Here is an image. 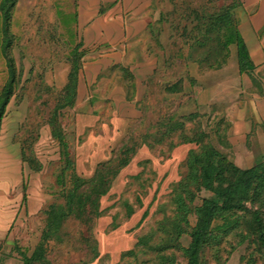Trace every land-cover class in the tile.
<instances>
[{"label": "rangeland", "instance_id": "374dc122", "mask_svg": "<svg viewBox=\"0 0 264 264\" xmlns=\"http://www.w3.org/2000/svg\"><path fill=\"white\" fill-rule=\"evenodd\" d=\"M14 1L6 34L0 11V93L9 79L8 58L15 75L0 127V264H186L183 251L190 239L181 232L182 217L173 203V189L186 172L181 140L198 135L240 169L264 162V93L254 88L244 92L249 90L245 75L240 93L235 46H227L224 38L227 17L236 23L232 12L237 3L98 0V12L90 22L128 23L141 17L149 27L140 36L105 29L118 34V44L113 47L114 42L105 38L94 48L85 45L78 27L79 0ZM135 10L140 16L135 17ZM5 39L10 42L6 50ZM136 51L157 59L156 75L140 102V121L118 142L116 138L124 134L110 133L108 143H103L105 136L103 142L88 141L90 134L75 131L76 110L69 106L72 96L65 90L69 73L75 66L81 69L115 53L133 61ZM223 60L220 67H213ZM262 76L255 78L263 87ZM207 88L213 94L203 95ZM239 111L243 126H236L239 131L229 146L228 126L231 118L240 121ZM108 116L105 111L103 119ZM101 122L89 132L98 134ZM99 146L106 147L100 159ZM125 148L136 151L138 157L127 154V159L132 158L129 166L112 181L108 194L95 200L97 214L90 203L92 196L83 213L76 208L68 213L67 195L75 188L76 178L86 180L105 160L111 161L107 167L116 169ZM66 161L70 169L65 168ZM87 189L80 185L78 195L90 196ZM190 189L194 191L193 186ZM195 195L190 209L211 196L205 191ZM51 208L61 209L64 216L48 231ZM245 209L252 207L245 204ZM242 213L212 223L214 239L202 249L199 264H264V246L246 236ZM186 219L189 230L196 216L190 213Z\"/></svg>", "mask_w": 264, "mask_h": 264}, {"label": "trees", "instance_id": "16d2710c", "mask_svg": "<svg viewBox=\"0 0 264 264\" xmlns=\"http://www.w3.org/2000/svg\"><path fill=\"white\" fill-rule=\"evenodd\" d=\"M14 0H2L0 3V11L3 21V33H7V26L10 19L9 10L14 5ZM115 3V2H114ZM225 31L226 45H235L236 56L238 62L239 72H251L254 67L248 59V54L245 45L239 37L236 23L227 17L223 25ZM10 42L8 39L4 41V49H8ZM224 60L219 64H214V68L220 67L224 64ZM7 68L9 72V79L0 93V127L4 116L6 105L8 104L13 91L14 84V66L12 59L8 58ZM78 67H73L68 75V83L65 90L69 91L72 96V102L69 106H74L77 96ZM169 92V88L166 89ZM170 91L174 92L173 87ZM60 138V143L65 146L64 138ZM221 141V140H220ZM179 144H194L196 149L189 150L185 160L186 172L181 177L180 181L176 183L173 189V203L176 210L182 217V224L184 227L181 232L188 234L190 242L183 254L187 260L186 264H199V256L202 249L207 246L211 240L214 239L211 234L212 223L217 219H224L225 216H235L237 211H243L241 220L246 228V236L252 237L253 241L264 246V162L256 163L249 169H240L228 161L226 156L218 151L211 143H202L201 137L184 138ZM134 152L131 149L125 148L119 153V156L125 155L123 159H118L120 165L114 169L107 167L111 161L101 162L94 170V173L89 179H81L77 177V184L71 193L67 195V212L73 214L75 208L83 213L84 207L89 202V197H93L91 201L93 213L97 214V204L95 200L108 194L112 181L118 176L123 168L128 166L133 157ZM127 154L130 157L127 159ZM133 155V156H131ZM65 168L70 169L71 163L66 161ZM80 185L88 186L87 195H78L77 191ZM194 187V191L190 187ZM201 191L209 192L210 197L203 198L201 204L190 209L189 204L195 200L196 193ZM185 198L188 204L185 203ZM245 204H250L252 209H245ZM129 212V217L132 213ZM194 213L196 216V223L194 227L187 230L188 221L187 215ZM64 213L61 209L57 211L51 208L47 213V230L62 219ZM144 213L141 221L145 218ZM177 238L180 237L178 234ZM140 240L136 245L140 244ZM98 253L96 252V257ZM33 259L37 260L35 256ZM29 262V260H27Z\"/></svg>", "mask_w": 264, "mask_h": 264}, {"label": "crops", "instance_id": "0c3cea01", "mask_svg": "<svg viewBox=\"0 0 264 264\" xmlns=\"http://www.w3.org/2000/svg\"><path fill=\"white\" fill-rule=\"evenodd\" d=\"M106 1L108 3H114L116 0ZM232 1L237 3V9L235 8L236 10L232 12L236 17L237 31L240 39L246 47L248 59L254 67L251 72L240 73L236 56L237 69L240 74L239 77L241 76V79L238 78L237 82H241L242 84V90L240 93H243V75H245L249 84V90L244 89V92H251V88H254V91L258 92V94H263L264 85L263 87L262 85L260 86L255 76L259 73L264 74V0ZM78 5L80 14L78 27L82 31L83 41L85 45L93 46L94 48L103 44L105 38L106 40L111 39L114 42L113 47H116L118 44V34L114 35L111 32H105V29H124L129 31L128 35L140 36L149 27L146 20L144 18L141 19V17L135 18L134 21H129L128 23H122L119 21L104 23L102 19L100 21L96 20L95 22H90L89 20L93 18L92 15L98 12V0H79ZM116 13L117 12L115 11L114 14ZM134 15L135 17L140 16L139 10H135ZM136 55L137 56L133 61H128L127 56L124 55V57L120 53L102 56L96 61L84 65L83 68L81 67L79 70L76 103L72 107L76 110L74 115V125L77 133L81 135L84 134V136L90 134V137L88 136V141L94 142L95 140H102L101 142H103V137L105 136V142L103 143H108L109 141H107L106 138L110 133L115 134V136L119 133L124 134L116 138V141L118 142L122 137L126 136L125 132L131 127V125L140 121L142 117L140 112L141 109L139 108L140 102L143 100L149 80L156 75L157 59L148 55H142L139 51H136ZM113 65H115V68L111 69V66ZM106 71L109 73L106 74ZM223 73L225 74V71H223ZM260 80L264 82V77L262 76V79L260 78ZM253 84H257L256 88ZM101 85L102 87L106 86L104 87L106 88L104 89V92L100 91ZM246 87L247 85L245 88ZM231 88L232 86L229 90ZM233 88L235 87L233 86ZM211 89L215 90L214 87ZM202 92L203 95L208 93L213 94L210 88L202 90ZM216 101L217 100L214 102ZM105 111L109 112V116L106 120L103 119ZM238 113L240 114V121L234 122L235 119L231 118L232 121L228 126L229 132L227 133L226 140L227 145L229 146H231L233 142L231 137H236L234 134L239 131H236V126H243V112L239 111L236 114ZM236 114L235 112H232L233 118H236ZM241 121L242 125L240 124ZM100 122L103 127L98 134L89 132V128L92 129L93 126ZM104 127L106 130H104ZM121 131H123V133ZM95 136L98 139H95ZM180 146L181 148L184 147L186 149L183 159L186 158L189 150L195 148L194 144H181L179 147ZM83 148H85V146H83ZM99 148L101 152H97L96 154L98 155V159L102 157L103 151L106 147L102 148V146H99ZM136 154L137 153L134 154L133 159L138 157ZM91 177L92 175L89 178Z\"/></svg>", "mask_w": 264, "mask_h": 264}]
</instances>
